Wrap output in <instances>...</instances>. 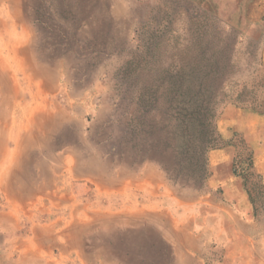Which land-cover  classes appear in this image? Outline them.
<instances>
[{"label":"rangeland","instance_id":"rangeland-1","mask_svg":"<svg viewBox=\"0 0 264 264\" xmlns=\"http://www.w3.org/2000/svg\"><path fill=\"white\" fill-rule=\"evenodd\" d=\"M263 49L264 0H0V172L17 191L0 186V264H171L165 237L209 240V201L230 202L208 180L226 145L217 170L250 190L264 236L252 146L220 133L227 108L264 115Z\"/></svg>","mask_w":264,"mask_h":264},{"label":"crops","instance_id":"crops-1","mask_svg":"<svg viewBox=\"0 0 264 264\" xmlns=\"http://www.w3.org/2000/svg\"><path fill=\"white\" fill-rule=\"evenodd\" d=\"M262 65L264 66V49L262 51ZM242 109L227 108L220 119V133L229 137L230 132L240 131L253 149L254 169L261 174L264 181V138L260 144L259 132L264 126V115L258 111L246 112L249 122L242 124L238 116ZM233 115V118L230 117ZM245 117V118H246ZM262 155H261V153ZM236 150L231 145L213 150L209 154V164L216 170L209 177V191L222 187L224 195H229L230 202L219 203L213 198L209 201L213 215H216L214 232L209 240L202 232H195L194 228L177 226L178 235H167L165 239L171 248V264H206L204 252L212 242L218 245L221 253L211 264H264V236L262 245L258 243L259 225L250 216L248 195L242 188L240 180L232 174H221L217 168L226 167Z\"/></svg>","mask_w":264,"mask_h":264},{"label":"bare ground","instance_id":"bare-ground-1","mask_svg":"<svg viewBox=\"0 0 264 264\" xmlns=\"http://www.w3.org/2000/svg\"><path fill=\"white\" fill-rule=\"evenodd\" d=\"M10 180H12V177H10V175H3L2 174V172H0V186L2 185V189L4 188V190L6 191V192H8L9 194H13L14 192V194L16 195V192L17 191H15V188H13V187H11L10 186V184L9 183H7L8 181H10ZM44 186V185H43ZM23 190V189H22ZM22 190H18L19 192H21ZM38 190H39V188H38ZM23 192V191H22ZM39 192V191H38ZM8 193H6V196H7V194ZM35 193V192H34ZM19 194V193H18ZM9 196V195H8ZM27 196V195H26ZM38 196V195H37ZM10 197V196H9ZM17 197V196H16ZM11 198H13V197H11ZM18 198V197H17ZM20 198V197H19ZM10 199V198H9ZM8 199V200H9ZM11 200V199H10ZM9 200V201H10ZM13 200H15V199H13ZM35 200V199H34ZM32 202V201H31ZM21 203V202H20ZM11 205V204H10ZM34 221V220H33ZM18 226V225H17ZM39 233L41 234V232L39 231ZM70 235V234H69ZM69 237V236H68ZM63 238V237H62ZM65 238H66V236H65ZM55 240V239H54ZM58 242V241H57ZM61 243V242H60ZM54 244V243H53Z\"/></svg>","mask_w":264,"mask_h":264},{"label":"trees","instance_id":"trees-1","mask_svg":"<svg viewBox=\"0 0 264 264\" xmlns=\"http://www.w3.org/2000/svg\"><path fill=\"white\" fill-rule=\"evenodd\" d=\"M243 144H244V146L246 147V149H247V151H248V155H247V162H248V166H249V169H250V173L252 174V175H255V176H257L258 178H260V176L258 175V174H256L255 172H254V168H253V153H252V150L248 147V145L246 144V142L243 140ZM223 146V145H222ZM260 186H261V188L263 189V191H264V184H263V182H262V180H261V178H260ZM247 193H248V195H249V197H250V199H251V193H250V190H248L247 191Z\"/></svg>","mask_w":264,"mask_h":264}]
</instances>
